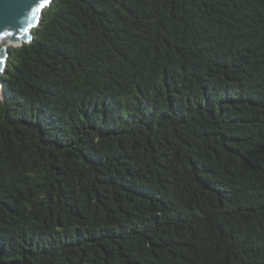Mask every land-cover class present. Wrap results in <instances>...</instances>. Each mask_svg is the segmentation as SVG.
<instances>
[{
	"label": "trees",
	"instance_id": "16d2710c",
	"mask_svg": "<svg viewBox=\"0 0 264 264\" xmlns=\"http://www.w3.org/2000/svg\"><path fill=\"white\" fill-rule=\"evenodd\" d=\"M0 74V264H264V0H52Z\"/></svg>",
	"mask_w": 264,
	"mask_h": 264
},
{
	"label": "water",
	"instance_id": "95a60500",
	"mask_svg": "<svg viewBox=\"0 0 264 264\" xmlns=\"http://www.w3.org/2000/svg\"><path fill=\"white\" fill-rule=\"evenodd\" d=\"M52 0L40 9L35 20L31 19L32 9L37 7L42 0H0V74L9 56L8 47L21 46L32 38V29L40 21L42 11L48 7ZM4 32L12 35L4 36Z\"/></svg>",
	"mask_w": 264,
	"mask_h": 264
},
{
	"label": "snow or ice",
	"instance_id": "6c2138e0",
	"mask_svg": "<svg viewBox=\"0 0 264 264\" xmlns=\"http://www.w3.org/2000/svg\"><path fill=\"white\" fill-rule=\"evenodd\" d=\"M49 2V0H42V2L35 8L32 9V16H31V19L35 20L38 13L40 12V9L42 7H44V5H46L47 3ZM4 36H8V35H12V33H9V32H4L3 33Z\"/></svg>",
	"mask_w": 264,
	"mask_h": 264
}]
</instances>
